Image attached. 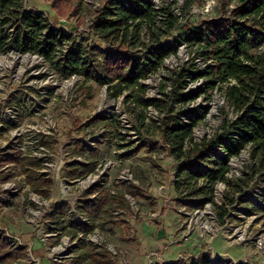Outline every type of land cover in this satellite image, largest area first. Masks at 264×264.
I'll return each instance as SVG.
<instances>
[{
  "label": "rangeland",
  "instance_id": "rangeland-1",
  "mask_svg": "<svg viewBox=\"0 0 264 264\" xmlns=\"http://www.w3.org/2000/svg\"><path fill=\"white\" fill-rule=\"evenodd\" d=\"M99 1L109 8L129 3L141 7L139 27L135 29L133 23L128 27L127 46L136 56L144 57L142 65L146 66L145 60L152 61L151 54L157 47L169 45L173 49L159 66L127 86L118 79L104 83L92 77L85 80L76 73L65 76L39 53H20L11 42L9 46L15 49H0V239L10 241L4 238L10 234L23 243L10 245L6 241L13 250L22 252L14 264H87V257L79 262L75 259L80 253H88V243L96 246L95 252H110L115 264H189L201 253H208L219 264H264V184L259 174L250 176V150L243 148L231 155L235 157L231 168L229 156V172L213 183V200L209 201L191 196L192 189L200 187L198 180L191 186L182 181L181 172V176L177 175L179 161L160 135L166 115L173 114L179 120L190 113L197 118L193 127L200 128L203 135L196 138L191 130L192 140L186 150L192 143L202 150L213 147L215 153L224 156L221 144L235 136L229 135L227 127L234 110L221 91L235 80L217 78L213 55L216 50L198 34L202 33V19L230 16V3L236 7L242 0H153L159 9L145 3L149 0ZM207 1L213 3V9L203 14ZM22 4L26 10L42 12L47 26L43 34L49 28L54 30L60 43L53 53L57 58L67 48L68 40H83L97 49L99 46L97 59L108 48L109 41L93 26L83 29L85 22L78 16L89 14L83 1L75 16L57 15L51 0H22ZM161 8L177 18L170 30L165 26L168 20L159 19ZM159 29L164 31L161 35L157 33ZM61 32L64 40L59 38ZM152 33L160 39L153 40ZM261 39L252 41L250 50H263ZM27 54L32 61L26 66L22 58ZM100 77L105 78L102 74ZM120 87L123 88L116 94ZM138 99L149 104L143 105ZM157 99L164 100L166 107L150 103ZM212 102H216V108ZM161 110L165 111L162 117ZM140 114L147 127L142 134L136 123ZM97 116L103 119L89 123ZM141 136L156 143V150L140 148ZM83 144L87 151L80 155ZM6 153L11 160H3ZM17 155L24 162L36 158L39 164L31 166L32 171L50 179L51 186H37L28 180L20 162L12 159ZM91 157L97 161L95 169L80 174ZM125 169L132 172L137 183L121 184ZM231 180L243 186L242 193L236 191V183ZM218 183L221 186L217 193ZM98 184L108 186L110 193L125 191L124 186L138 192H124L126 201L122 206H114L102 218L90 219L77 209L76 203ZM44 188L47 195L40 190ZM125 194L131 195L134 202ZM231 198L235 199L233 203L229 202ZM64 203L67 214L61 221L54 220L51 214L57 207H65ZM221 205L226 209L222 222V210L218 208ZM83 218L88 219V228H79ZM203 224L206 229L199 227ZM88 233L96 235L94 241L86 239ZM81 239L87 244L80 245ZM29 241L31 248L26 244Z\"/></svg>",
  "mask_w": 264,
  "mask_h": 264
},
{
  "label": "trees",
  "instance_id": "trees-1",
  "mask_svg": "<svg viewBox=\"0 0 264 264\" xmlns=\"http://www.w3.org/2000/svg\"><path fill=\"white\" fill-rule=\"evenodd\" d=\"M145 3L150 5L147 1ZM114 4L116 3H112V5ZM133 4L126 7L116 4V8L114 6L105 7L97 13L93 27L97 30V34L105 41H109L107 42L108 48L105 49L101 58L97 59L96 55L99 52L94 45L89 47L84 44L83 40H71L70 42L68 39H66L68 43L65 52L57 58L53 53L60 43L56 40L54 30L49 28L47 33H42V30L47 28L42 12L26 10L22 0H0V49L7 50L10 47L9 44L14 43L16 50L20 53L37 52L65 76L76 73L83 76L85 80L92 77L96 81L101 82L103 80L104 83L118 79L124 83L122 86L136 83L138 78L159 66L161 59L170 53L173 47L171 48L169 45L161 46L159 49L157 47L158 50L154 49L151 54L152 61L145 60L146 66L140 63L144 57L136 56L133 51L128 50L127 46L128 21L132 20L136 29L139 27V18L141 17V7ZM81 6L82 0H51V7L59 16H75L79 13ZM165 13H167L166 19L168 20L165 26L170 30L175 26L177 18L168 10ZM79 17L84 20L83 15H79ZM160 23L163 22L160 21ZM11 26H14L13 30L7 31L8 27ZM200 29L202 32L198 34L200 40L206 38L207 45L214 51L216 50L213 55L217 62L215 68L217 78L225 82L231 77L235 80L234 83L226 86L225 95L237 113V117L227 123L229 135H236V138L227 137L228 141L224 139L221 146L225 147L226 154L223 157L215 153L213 147L202 150L198 144H194L190 149L184 151V142L186 139H191V130L197 118L193 115L190 117V123H184L176 119L173 114L166 115L162 119L160 135L163 141L170 145L171 153L179 161V173L177 175L181 176V172L183 182L191 186L199 178L207 179L206 185L192 189L191 196H201L205 200L211 201L213 200V183L225 178V173L228 171L227 160L229 156L237 154L248 144L251 145L250 152L253 159L252 175L250 176L259 174L264 184V49L261 51L250 50L252 41L255 43L258 38L264 39V0H242L239 5L231 10L230 16L202 19ZM120 32L123 33L120 34ZM163 32V29H159L157 33L161 35ZM63 35L62 32L59 33V38L64 40ZM156 35L152 33L153 40L158 41L160 36L157 39ZM101 74L107 80L101 79ZM111 86L113 85L108 87L111 88ZM122 88L120 87L116 94ZM138 102L143 105L149 104L141 99H138ZM150 103L166 107V102L161 99ZM102 119L103 117H92L89 123L92 124V122L95 123ZM136 123L137 128L140 129V134L147 130L144 125L143 114L137 116ZM140 138V148L146 147L150 152L156 150V143L147 137L141 136ZM86 151V146L83 144L78 153L83 155ZM3 156L4 161L11 160L10 154L6 153ZM12 159L20 162L19 165L24 168L28 180L37 186L40 185L45 188L51 186L50 179L39 177L36 172H33L31 166L39 164L36 158H28L24 162L22 157L17 155ZM204 159L206 162L203 161ZM96 164L97 161L91 157L87 164L82 166L79 173L91 172L95 169ZM70 175H74V173ZM120 182L124 185L122 181ZM230 182L236 183V191L242 193L243 186L237 184V181L232 182L231 180ZM45 188L40 190L47 195ZM124 190H116L110 193L108 186L98 184L80 196L76 207L90 219L102 218L114 206H122V203L126 201L124 192H129L132 195H136L138 192L127 186H124ZM92 194L96 195L91 197ZM234 201V198L229 199L230 203ZM64 204L65 207H57L51 214L54 220L61 221L67 214L68 206L67 203ZM218 208L222 210L219 212V218L222 222L226 209L222 205ZM63 227L66 228L65 225ZM88 227L89 225L86 224L79 226V228ZM75 234L76 229L73 230V236ZM86 244L85 241L80 240V245ZM95 248L94 244L88 243V253H80L76 256L75 261L79 262L87 257V264H115L110 252L98 253L95 252ZM19 254L22 252L13 250L6 241L0 239V264H14L15 258ZM177 262L174 264H179V261ZM189 264L219 263L213 262L208 253H201L196 258L191 259Z\"/></svg>",
  "mask_w": 264,
  "mask_h": 264
},
{
  "label": "built area",
  "instance_id": "built-area-1",
  "mask_svg": "<svg viewBox=\"0 0 264 264\" xmlns=\"http://www.w3.org/2000/svg\"><path fill=\"white\" fill-rule=\"evenodd\" d=\"M83 1V4L84 5H86L87 7H88V12H89V14H87V13H84L83 14V16H84V22H85V28H83V29H87L88 30V28H92V26L94 25V23H95V21H96V14L97 13H99L101 10H103L104 8H105V4L104 5H102L101 6V2L99 1V0H82ZM180 2H183V0H179ZM151 6H155V8L156 9H159L158 7H157V5H155V3H154V1L153 0H149V1H147ZM130 4H133V3H129V4H126V5H122V6H129ZM231 5L228 7V8H230L229 9V11L230 10H232L235 6L232 4V3H230ZM134 5V4H133ZM164 8H161V12H162V18H159V19H166V15H167V13H165V11L163 10ZM213 9V3L211 4L210 3V1H207V3H206V5H205V7H204V10H203V14H207V13H209L211 10ZM200 13H202V12H200ZM175 15V14H174ZM160 22V21H159ZM128 23H129V28H130V26L132 25V20H129L128 21ZM90 29H89V31H90ZM98 47V49H100V47L99 46H97ZM10 49H14V47L13 46H10L9 47ZM66 50V49H65ZM103 51H105V49H103ZM102 51V52H103ZM65 52V51H64ZM231 81V80H230ZM230 84H232V82H230ZM216 88H217V86H216ZM223 94V97L222 98H224L225 100H226V95H225V91L223 90V91H221ZM215 96H217V94H215ZM176 103V102H175ZM226 103H227V101H226ZM227 106H228V103L226 104ZM231 108V110H232V106L230 107ZM191 110V109H190ZM233 111V110H232ZM158 112V110L156 109V113ZM242 112V111H241ZM234 113V117H233V120L237 117V113L234 111L233 112ZM163 115H165V111L164 110H161V113H160V117H162ZM183 115H184V113H183ZM175 116V115H174ZM180 115H177V117H179ZM185 116V115H184ZM193 115L192 114H190L189 113V115H187V116H185V117H182L181 119H179V120H182V122H184V123H190V121H191V119H190V117H192ZM158 117V116H157ZM176 118V117H175ZM184 118H187V119H184ZM187 120V121H186ZM203 135V133H199L198 132V128H194L193 127V129H192V136H194V137H196V138H200L201 136ZM192 136H191V139H190V141L188 140V139H186L185 140V142H184V145H183V149L184 150H186V148H188V144H189V142H191V140H192ZM234 138H236V135L234 136ZM190 146H193V144L192 143H190ZM250 147H251V145L250 144H248V145H246L245 147H244V149L246 148L248 151L250 150ZM221 149H223V147L221 146ZM223 152V155H225L226 154V151L224 150V151H222ZM231 159V160H230ZM234 159H235V157L234 156H230V158H229V162H228V165H229V167L231 168V162H233L234 161ZM232 165H233V163H232ZM124 173L122 174L121 173V176H120V180L123 182V181H125V182H133V183H137V180H135V178L133 177V175H132V172L131 171H129L128 169H125L124 171H123ZM229 172V168H228V171L226 172V173H228ZM123 176H124V178H123ZM84 181V180H83ZM220 182V181H219ZM206 183H207V179H205V178H199L198 179V185L199 186H204V185H206ZM221 184V183H220ZM219 185V183L218 184H216V187ZM88 185H85V186H83V188H85L86 189V187H87ZM126 195V197L128 198V200L129 201H131V203H133L134 201H132L133 200V198H132V196L131 195H129V194H125ZM42 203H44V201L43 202H41V204ZM2 206V202H1V205H0V207ZM4 207H5V205H4ZM83 221H84V224L88 221V219H87V221H86V219L85 218H83L82 219ZM202 226V227H201ZM201 226H199L200 228H202V229H206V225H201ZM3 227H1L0 226V230L2 229ZM96 235L95 234H93V235H90L89 233L86 235V239H89V240H95L94 239V237H95ZM79 237H82V233L81 234H79ZM5 239H8V240H10V241H7L9 244L10 243H12V244H21V245H23V243H21L20 242V240L17 238V236H13V235H10V234H7V236H5L4 237ZM75 238V237H74ZM81 240H83V239H81ZM22 241V240H21ZM26 244L27 245H29V244H31V241H29V242H26ZM11 245V244H10ZM29 248H31V245H29L28 246ZM67 257H70V256H67ZM63 258H65V257H63ZM149 260L151 261V259L149 258ZM154 263V262H153ZM152 262H149V264H153Z\"/></svg>",
  "mask_w": 264,
  "mask_h": 264
},
{
  "label": "bare ground",
  "instance_id": "bare-ground-1",
  "mask_svg": "<svg viewBox=\"0 0 264 264\" xmlns=\"http://www.w3.org/2000/svg\"><path fill=\"white\" fill-rule=\"evenodd\" d=\"M8 55H10V54H8ZM2 57H5V56H2ZM22 61L25 63V65L27 66L31 61H32V58H31V56H30V54H27V55H25L23 58H22ZM212 105H213V107L214 108H216L217 107V105H216V102H212ZM199 129L200 128H198V132L201 134V132L199 131ZM202 133H203V131H202ZM242 158V157H241ZM234 162V161H233ZM235 166L237 165V164H234ZM92 177V176H91ZM87 183H88V181H87ZM219 186H221L220 184L217 186V193H218V191L220 190L219 189ZM221 193V192H220Z\"/></svg>",
  "mask_w": 264,
  "mask_h": 264
}]
</instances>
